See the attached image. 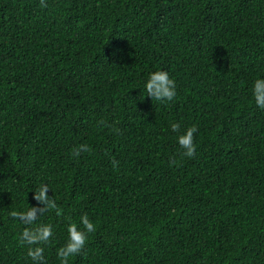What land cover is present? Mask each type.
I'll return each instance as SVG.
<instances>
[{
	"label": "trees",
	"instance_id": "trees-1",
	"mask_svg": "<svg viewBox=\"0 0 264 264\" xmlns=\"http://www.w3.org/2000/svg\"><path fill=\"white\" fill-rule=\"evenodd\" d=\"M47 2L0 0V264H31L9 213L41 183L47 264L84 213L69 264H264V0ZM156 70L173 102L146 96ZM172 122L198 127L192 158Z\"/></svg>",
	"mask_w": 264,
	"mask_h": 264
},
{
	"label": "clouds",
	"instance_id": "clouds-1",
	"mask_svg": "<svg viewBox=\"0 0 264 264\" xmlns=\"http://www.w3.org/2000/svg\"><path fill=\"white\" fill-rule=\"evenodd\" d=\"M47 0H39V7L48 8ZM143 89L146 96L166 104L173 102L177 97V83L169 72L156 70L148 74L143 82ZM251 103H254L258 110L264 111V76L257 77L251 84ZM170 130L175 134L176 142L182 150V156L192 158L196 154V144L194 137L199 129L196 125L184 127L180 122H172ZM89 148L81 144L73 152L74 157H79L82 152H88ZM118 161H113V167L118 165ZM52 191L47 183H41L33 193V199L36 205L26 204L24 210H12L9 214L17 223V226H23L18 236V243L26 249V257L31 264H47L45 256V246L54 241L55 225L52 223H38L44 213L54 211L57 216L62 214L57 200L49 196ZM65 242L56 249V257L59 264H69V261L79 255L85 248L90 234L97 230L87 213L79 217V221H73L67 217Z\"/></svg>",
	"mask_w": 264,
	"mask_h": 264
}]
</instances>
